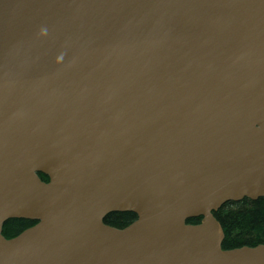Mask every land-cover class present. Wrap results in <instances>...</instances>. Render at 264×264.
<instances>
[{
    "label": "water",
    "instance_id": "water-1",
    "mask_svg": "<svg viewBox=\"0 0 264 264\" xmlns=\"http://www.w3.org/2000/svg\"><path fill=\"white\" fill-rule=\"evenodd\" d=\"M260 197L264 0H0V264H264Z\"/></svg>",
    "mask_w": 264,
    "mask_h": 264
},
{
    "label": "trees",
    "instance_id": "trees-1",
    "mask_svg": "<svg viewBox=\"0 0 264 264\" xmlns=\"http://www.w3.org/2000/svg\"><path fill=\"white\" fill-rule=\"evenodd\" d=\"M40 176L47 180L46 175L40 173ZM214 215L221 222L225 232L222 243L224 249L264 244V197L226 202ZM136 218L137 215L133 212H112L106 216L105 223L124 228ZM201 219L202 217L190 218L187 222L198 224ZM35 223L36 221L24 218L9 219L4 224L3 234L12 238Z\"/></svg>",
    "mask_w": 264,
    "mask_h": 264
}]
</instances>
